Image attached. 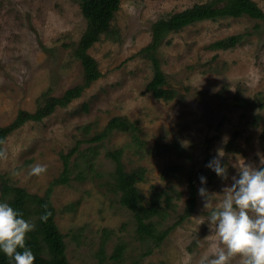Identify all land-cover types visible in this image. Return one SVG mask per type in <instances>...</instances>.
<instances>
[{
    "label": "rangeland",
    "instance_id": "1",
    "mask_svg": "<svg viewBox=\"0 0 264 264\" xmlns=\"http://www.w3.org/2000/svg\"><path fill=\"white\" fill-rule=\"evenodd\" d=\"M205 1L121 0L111 21L114 32L88 49L100 77L66 106L6 137L0 185L7 180L32 193L47 190L62 172L64 155L71 153L69 178L54 185L50 195L70 264H111L118 243L125 246L119 264H199L203 255L221 246L208 216L223 200L231 177L238 178L236 165L243 159L259 168L264 160V19L224 16L166 33L154 54L176 94L163 100L144 91L154 70L142 48L151 40L153 23ZM255 1L264 10V0ZM79 3L0 0V126L19 109L35 110L43 96H58L82 81V65L73 55L86 25ZM231 34L242 35L234 47H209ZM115 115L135 120L137 137L113 131L99 142L90 141ZM90 145L97 150L91 166ZM116 148L122 149L127 169L145 167L138 186L147 198L153 188L162 197L169 195L162 227L178 218L189 182L195 185L192 213L157 246L139 239L133 211L109 187L114 161L105 153ZM218 149L225 153L221 163L227 180L205 166ZM35 164L45 165L46 173L29 175ZM202 186L209 192L207 209L198 194ZM148 245L151 252L143 254ZM230 264H241V257Z\"/></svg>",
    "mask_w": 264,
    "mask_h": 264
},
{
    "label": "trees",
    "instance_id": "2",
    "mask_svg": "<svg viewBox=\"0 0 264 264\" xmlns=\"http://www.w3.org/2000/svg\"><path fill=\"white\" fill-rule=\"evenodd\" d=\"M121 0H80V10L86 21L73 55L82 65V81L58 96H43L42 102L38 103L35 110L19 109L15 117L6 125L0 126V141L4 143L6 137L15 129L28 121H41L52 113L56 107H64L73 99L78 98L94 80L100 77L96 59L88 52V49L98 41L102 35L113 33L111 21L120 8ZM248 15L253 18L264 19V10L255 0H209L196 2L189 7L179 11L168 13L166 16L153 23L150 42L142 48L153 64V76L146 83L144 91L150 92L154 97L170 100L174 98V89L167 86V80L154 51L162 38L168 32H177L184 27L203 20H215L219 17H238ZM241 34H231L212 41L209 47L212 49H228L234 47L240 40ZM45 95V94H44ZM88 126V125H87ZM85 126V127H87ZM113 131L131 133L137 137L138 125L135 120L126 116H112L105 126L96 131L90 141L99 142L109 136ZM3 143H0L2 150ZM89 165L97 155L96 145H90ZM75 151V149H73ZM71 153L64 155L63 168L59 177L54 178L43 194L32 193L24 187L8 184L7 180L0 185V201H6L14 209L22 212L24 218L36 224L34 231L27 234L26 246L30 247L36 259L34 264H70L66 255V243L64 234L60 231L56 221V210L50 195L54 185L66 182L69 178L70 164L68 157ZM88 155V154H87ZM105 156L114 161V168L110 172L111 179L108 184L110 189L117 193L122 205L133 211L136 222V233L139 239L151 241L155 246L159 245L167 234L179 223L188 218L193 211L196 199V189L192 181L188 185V196L185 200L183 211L170 226L162 227V223L169 215L171 200L168 194L164 197L161 191L153 188L147 198L138 183L145 178V167L137 166L127 169L122 161V149L116 148L106 151ZM260 167H264L261 165ZM259 167V168H260ZM43 205H47L48 211L52 213L48 221L42 222L40 216L44 213ZM108 235L106 231L104 237ZM103 244V242H102ZM124 244L118 243L110 258L111 264H119L124 256ZM151 252V247L143 254ZM99 255H103L100 247ZM0 264H9L6 255L0 251ZM135 264V263H131Z\"/></svg>",
    "mask_w": 264,
    "mask_h": 264
},
{
    "label": "clouds",
    "instance_id": "3",
    "mask_svg": "<svg viewBox=\"0 0 264 264\" xmlns=\"http://www.w3.org/2000/svg\"><path fill=\"white\" fill-rule=\"evenodd\" d=\"M223 139L227 140V137ZM224 155L223 150L218 149L216 156L205 166L222 180H227V167L221 163ZM0 158L6 159L7 152L0 150ZM261 164L264 165V160ZM236 167L238 178L231 177V185L223 188V200L208 216L221 246L203 255L199 264H230L237 256L241 257V264H264V167H254L243 159ZM46 171L42 164L29 166V175L40 176ZM199 179L202 185L207 183L203 175ZM198 194L207 209V188L200 187ZM43 207L45 211L40 220L46 223L52 213L47 205ZM35 228L36 224L25 219L22 212L8 202L0 201V251L6 255L9 264H34L36 257L26 246V238Z\"/></svg>",
    "mask_w": 264,
    "mask_h": 264
}]
</instances>
